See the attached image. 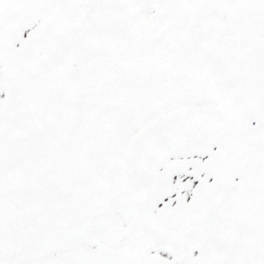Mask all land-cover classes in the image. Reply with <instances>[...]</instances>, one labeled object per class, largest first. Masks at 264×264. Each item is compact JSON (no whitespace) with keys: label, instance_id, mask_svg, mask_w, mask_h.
<instances>
[{"label":"snow or ice","instance_id":"1","mask_svg":"<svg viewBox=\"0 0 264 264\" xmlns=\"http://www.w3.org/2000/svg\"><path fill=\"white\" fill-rule=\"evenodd\" d=\"M0 264H264V0H0Z\"/></svg>","mask_w":264,"mask_h":264}]
</instances>
